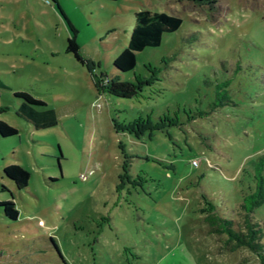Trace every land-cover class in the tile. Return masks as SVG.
Listing matches in <instances>:
<instances>
[{
	"label": "rangeland",
	"instance_id": "374dc122",
	"mask_svg": "<svg viewBox=\"0 0 264 264\" xmlns=\"http://www.w3.org/2000/svg\"><path fill=\"white\" fill-rule=\"evenodd\" d=\"M140 9L182 23L117 70ZM67 21L91 71L66 51ZM93 74L151 82L125 98ZM15 90L56 124L18 117ZM0 120L18 130L0 136V200L18 209L10 220L0 208V264H257L244 247L222 251L204 215L209 201L238 220L255 167L264 176V0H0ZM9 164L29 172L24 189ZM252 217L264 223V203Z\"/></svg>",
	"mask_w": 264,
	"mask_h": 264
},
{
	"label": "trees",
	"instance_id": "16d2710c",
	"mask_svg": "<svg viewBox=\"0 0 264 264\" xmlns=\"http://www.w3.org/2000/svg\"><path fill=\"white\" fill-rule=\"evenodd\" d=\"M187 1L208 5L209 9H211L217 0ZM133 19V26L129 32L126 47L120 50L112 60L113 67L120 71L132 70L135 66V53L137 51L145 47L158 46L164 33L175 31L182 23L181 17L177 15L148 9L134 11ZM67 23L70 36L66 39V51L70 52L80 64H86L91 71L93 67L90 59L83 57L79 52L76 43L77 29L71 22L67 21ZM148 82L151 81L143 79L135 82H124L116 78H103L102 75L93 74V83L97 90L125 98L136 96L141 84ZM222 84L225 88H219L221 90L216 94L226 97L228 83L223 82ZM13 96L19 100L14 110L15 114L30 123L35 129L48 128L56 124L55 110L48 107L44 100L23 90L13 91ZM141 122L143 123V121ZM128 126L136 133L141 132L143 129L139 122H132ZM17 133L18 130L16 128L0 120V136L7 137ZM262 158L259 157V160H262ZM261 171V166L255 167V187L251 192L244 195L239 206L241 217L238 220L223 217L209 201L207 202L208 206L204 215L208 231L218 236L222 251L232 252L244 247L252 252L257 264H264V223L254 220L252 213L255 208L264 203V176ZM2 173L19 190L24 189L28 184L29 172L19 164L4 166ZM0 208L7 219H17L18 209L12 198L0 200Z\"/></svg>",
	"mask_w": 264,
	"mask_h": 264
},
{
	"label": "built area",
	"instance_id": "2783aa9c",
	"mask_svg": "<svg viewBox=\"0 0 264 264\" xmlns=\"http://www.w3.org/2000/svg\"><path fill=\"white\" fill-rule=\"evenodd\" d=\"M191 163H192V165H194V166L197 165V161H196V160H192Z\"/></svg>",
	"mask_w": 264,
	"mask_h": 264
}]
</instances>
